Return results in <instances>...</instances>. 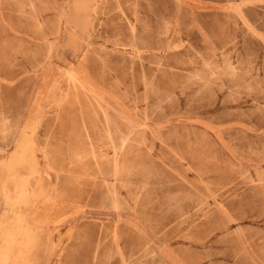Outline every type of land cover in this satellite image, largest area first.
Segmentation results:
<instances>
[{
    "label": "rangeland",
    "instance_id": "1",
    "mask_svg": "<svg viewBox=\"0 0 264 264\" xmlns=\"http://www.w3.org/2000/svg\"><path fill=\"white\" fill-rule=\"evenodd\" d=\"M0 264H264V0H0Z\"/></svg>",
    "mask_w": 264,
    "mask_h": 264
},
{
    "label": "bare ground",
    "instance_id": "2",
    "mask_svg": "<svg viewBox=\"0 0 264 264\" xmlns=\"http://www.w3.org/2000/svg\"><path fill=\"white\" fill-rule=\"evenodd\" d=\"M69 74V79H70V81H72L73 80V78H74V75L73 74H70V73H68ZM115 200V199H114Z\"/></svg>",
    "mask_w": 264,
    "mask_h": 264
}]
</instances>
